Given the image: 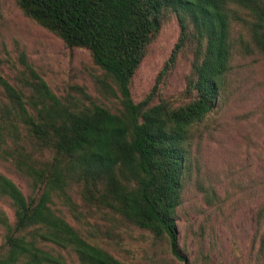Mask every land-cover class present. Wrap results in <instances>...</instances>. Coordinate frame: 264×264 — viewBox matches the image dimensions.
Segmentation results:
<instances>
[{
  "label": "trees",
  "instance_id": "obj_1",
  "mask_svg": "<svg viewBox=\"0 0 264 264\" xmlns=\"http://www.w3.org/2000/svg\"><path fill=\"white\" fill-rule=\"evenodd\" d=\"M16 1L67 48L88 50L116 86L120 108L57 95L24 53L18 66L11 63L13 82L0 67V162L28 188L25 194L0 172V264H123L62 214L57 203L82 219L74 195L90 209L166 240L170 253L188 264L177 208L192 173V147L208 134L206 117L230 96L235 55L264 56V0ZM167 11L176 15L180 33L158 81L194 43L188 99L154 102L155 85L134 102L133 77ZM196 187L215 198L211 186ZM257 219L264 223L263 209Z\"/></svg>",
  "mask_w": 264,
  "mask_h": 264
},
{
  "label": "rangeland",
  "instance_id": "obj_2",
  "mask_svg": "<svg viewBox=\"0 0 264 264\" xmlns=\"http://www.w3.org/2000/svg\"><path fill=\"white\" fill-rule=\"evenodd\" d=\"M180 25L173 12H166L160 31L149 46L131 84V97L139 102L155 88L160 98L178 105L188 99L194 43L186 45L169 73L159 72L179 38ZM20 53L59 96L68 94L95 100L112 111L120 108L113 81L97 66L88 50L69 49L51 31L23 14L16 0H0V67L13 82ZM228 76L230 96L220 112L206 117L208 134L192 147V173L186 176L182 204L177 208L178 240L188 264H264V56L233 59ZM0 172L26 194L25 181L7 162ZM201 182L216 190L206 199L196 187ZM83 217L74 216L57 203L65 218L88 237L106 246L123 264H184L169 250L166 240L122 221L108 211L84 206L74 195ZM10 219L12 210L2 205Z\"/></svg>",
  "mask_w": 264,
  "mask_h": 264
}]
</instances>
